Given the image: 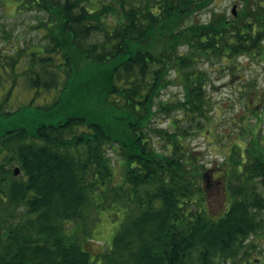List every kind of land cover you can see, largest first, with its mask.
<instances>
[{"label":"trees","instance_id":"16d2710c","mask_svg":"<svg viewBox=\"0 0 264 264\" xmlns=\"http://www.w3.org/2000/svg\"><path fill=\"white\" fill-rule=\"evenodd\" d=\"M218 1L0 0V264L252 263L264 236L260 92L246 85L242 139L218 170L222 210L186 143L217 115L211 73L264 59V0ZM174 85L182 95L166 97ZM22 88L29 99L14 106ZM92 202L100 214L123 205L105 248L87 230Z\"/></svg>","mask_w":264,"mask_h":264},{"label":"rangeland","instance_id":"374dc122","mask_svg":"<svg viewBox=\"0 0 264 264\" xmlns=\"http://www.w3.org/2000/svg\"><path fill=\"white\" fill-rule=\"evenodd\" d=\"M228 3L227 0H219L216 3V7H224ZM15 3L8 2L6 11L8 15H13L15 13ZM210 13L208 10L203 11L197 16V19L208 20ZM22 19V17H21ZM21 22H18L17 26L20 27ZM241 62V71L239 75H231L228 71L215 70L211 73L213 84L209 88V93L212 97V100L216 104L217 115H213L212 122L200 132H195L187 136V146L192 147L197 155L206 162L207 167L211 170L210 180L207 183L208 186V201L210 203V208L213 212H218L225 207V201H227V195L224 193L223 188L221 187V175L220 165L225 159V155L229 153L230 146L235 142H241V137L238 133L240 124V115L241 112L245 110L247 106L248 99L245 96V91L250 87L246 85H252L254 89L260 92V96L263 98L264 102V59H252L250 57H241L239 59ZM241 79H245L242 81ZM182 90L174 85L166 89L165 96L176 98L181 96ZM28 93V92H27ZM29 95V93H28ZM15 98L13 99V104H22L28 101L29 97H26L24 88L17 89L14 91ZM253 104L257 108H262V103L258 99L260 97L252 95ZM51 97V96H50ZM41 101H43L41 99ZM264 113V112H263ZM167 122H165L166 124ZM260 125L254 126L256 131ZM264 132V122L261 126ZM260 128V127H259ZM224 132V134H221ZM231 135V136H230ZM226 137V139H224ZM122 169L118 167L117 171L120 172ZM123 173H120L117 177V183L121 181ZM95 203L86 208L87 209V222L90 226L87 229L91 236L96 239H101L106 241L105 247H108L109 242L112 241V238L118 231L119 227L122 224L124 218V209L123 205H114L112 204L109 207L104 208L103 212L100 214L99 209L94 206ZM119 209V210H117ZM118 214L114 218V212ZM103 214V215H102ZM108 214V216H107ZM84 231L80 234L84 235ZM80 235V236H81ZM255 240L258 242V249H254L251 254L248 263V260L240 257L237 264H263L260 263L259 258L263 259L261 252L264 251V236L255 237ZM103 241V242H104ZM102 241H91L92 250L95 253L101 252L103 248Z\"/></svg>","mask_w":264,"mask_h":264},{"label":"water","instance_id":"95a60500","mask_svg":"<svg viewBox=\"0 0 264 264\" xmlns=\"http://www.w3.org/2000/svg\"><path fill=\"white\" fill-rule=\"evenodd\" d=\"M234 9H235V7H234ZM19 169H20V167L19 168L18 167L15 168V170H14L15 171V174H19L20 173V170Z\"/></svg>","mask_w":264,"mask_h":264}]
</instances>
